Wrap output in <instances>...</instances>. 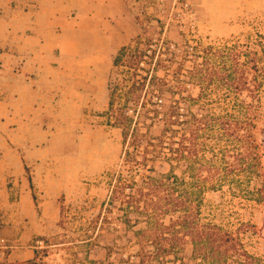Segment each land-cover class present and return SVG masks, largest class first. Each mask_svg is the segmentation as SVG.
Returning <instances> with one entry per match:
<instances>
[{
  "label": "rangeland",
  "instance_id": "rangeland-1",
  "mask_svg": "<svg viewBox=\"0 0 264 264\" xmlns=\"http://www.w3.org/2000/svg\"><path fill=\"white\" fill-rule=\"evenodd\" d=\"M126 2L137 26L129 42L84 29L75 56L44 61L41 119L26 137L24 123H0V264H264V83L250 92L244 80L251 56L264 70V0ZM147 40L174 59L157 74L179 73L166 94L182 121L162 135V124L133 114L141 150L165 144L158 157L150 145L137 172L127 161L141 155L127 156L122 127L108 121L107 87L117 51L137 42L149 50ZM148 96L162 108V97ZM174 134L179 157L168 149ZM166 174L176 179L154 194L167 206L174 193L175 211L124 201L122 185L148 191L144 180ZM215 227L241 245L194 246L190 232ZM26 246L36 256L18 259Z\"/></svg>",
  "mask_w": 264,
  "mask_h": 264
},
{
  "label": "crops",
  "instance_id": "crops-1",
  "mask_svg": "<svg viewBox=\"0 0 264 264\" xmlns=\"http://www.w3.org/2000/svg\"><path fill=\"white\" fill-rule=\"evenodd\" d=\"M86 28L123 43L137 26L126 0H0V123H24L25 135L28 124L40 121L42 65L75 56ZM36 248L14 253L29 260Z\"/></svg>",
  "mask_w": 264,
  "mask_h": 264
},
{
  "label": "trees",
  "instance_id": "trees-1",
  "mask_svg": "<svg viewBox=\"0 0 264 264\" xmlns=\"http://www.w3.org/2000/svg\"><path fill=\"white\" fill-rule=\"evenodd\" d=\"M139 45L140 42H137L135 46L132 44L124 45L117 51L113 59L114 70L110 75L107 87L109 95L108 121L122 127L127 156L130 157L133 150L136 154L139 153L141 155L140 160L130 159L127 161L128 164H132L131 167L137 172L144 170L147 160H151V158L147 157L150 151V145L154 148L159 145L158 150H153L155 153L154 157H158L164 155L163 147L165 144L162 141L157 144L149 140L144 145V150H141V140L139 138L143 134L140 133L139 121L134 119L133 114L136 113L137 118L145 115V118H148L152 124H162V135L171 129L174 124L182 121L178 102L173 100L172 94H166V91L174 90L171 86V82L173 79L179 78V73L177 71L172 74L165 72L166 74L163 76L157 74L159 70L166 69L168 67L167 65H173L174 59L169 58L165 60L159 57V55L157 56L156 49L151 48V40L144 42V45L149 50L142 49ZM235 56L237 55L235 54L232 58L234 59ZM257 59L258 57L256 56L250 57V61L253 62L251 68L254 69V71H249V73L244 76V80H247L248 76L250 78L248 88L246 89L250 92H253L255 87L261 86L262 83H264V70L263 72L255 70ZM165 61H168L170 64H166ZM236 77L238 80L240 79L239 75ZM148 93L162 97L164 103L161 109L154 99L149 98ZM148 104L150 106H147ZM137 107H139V109ZM129 109H131L132 114H129ZM172 137V140L168 144V149L172 155L179 157L181 155L183 142L177 134H174ZM173 179H176V177L170 174H166L158 179L149 177L147 181L144 180L150 185L148 191H144L142 187L134 188L131 184H125L121 186V194L125 199L124 201L127 202L131 208H140V204L144 203L145 209L147 210L149 209L148 204H151L154 209L161 211V213L175 211L176 206L172 207L174 193L166 194L165 199L170 201V204L167 206H160L162 200L159 201L157 195L154 194L157 188L165 186L166 184L169 185ZM167 180L171 182H166ZM126 187H130L132 192H125ZM117 188L118 186L112 190V194H117ZM215 228L216 231L214 232H190L192 240L194 241V246H208L212 243H219L218 246L234 247L241 245V243L229 233L222 232L218 227ZM244 254L249 256L246 251H244Z\"/></svg>",
  "mask_w": 264,
  "mask_h": 264
}]
</instances>
